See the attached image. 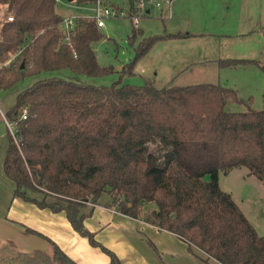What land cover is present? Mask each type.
<instances>
[{
	"label": "trees",
	"instance_id": "obj_1",
	"mask_svg": "<svg viewBox=\"0 0 264 264\" xmlns=\"http://www.w3.org/2000/svg\"><path fill=\"white\" fill-rule=\"evenodd\" d=\"M56 3L0 0L6 8L0 14V90L44 70L114 72L98 62L94 43L103 35L96 20L78 17L66 34ZM134 3L129 2L132 8ZM188 35L143 37L121 76L134 74L158 41ZM140 36L134 26L129 44ZM216 63L264 70L255 59ZM229 102L244 103L236 89L220 82L95 86L41 79L18 93L5 114L17 124L18 141L8 131L3 170L15 184L14 196L65 211L73 228L110 257L109 264L122 262L84 223L93 214L90 204H99L105 192L110 195L105 206L176 234L207 264H264V235L219 182L220 171L246 167L264 184V107L232 111ZM156 141L158 154L149 145ZM52 245L51 253L5 247L0 264H78Z\"/></svg>",
	"mask_w": 264,
	"mask_h": 264
},
{
	"label": "rangeland",
	"instance_id": "obj_2",
	"mask_svg": "<svg viewBox=\"0 0 264 264\" xmlns=\"http://www.w3.org/2000/svg\"><path fill=\"white\" fill-rule=\"evenodd\" d=\"M96 1L81 3L78 0H60L56 3V10L63 18L83 16L93 19L92 6ZM102 1L125 9H128L130 2V0ZM182 1L184 0H175L173 6ZM209 1L210 6L207 1L203 0L192 2L194 4L192 7L196 9L198 15L203 19L198 24L191 25L190 22H180L181 25L185 23L186 28L189 29L186 32H191L190 30H201L199 32H202L203 30L206 33L184 39L158 41L138 61L134 74H124L122 76L121 71L123 67L134 58L135 47L141 39L153 35L167 34L169 31L166 29V25L171 30L170 26L173 21L168 19L169 16L162 18L159 12L153 10L150 15L140 19V25L137 28L140 29L142 36L136 40L134 45H131L128 42V37L133 31L135 21H132L130 17L105 18V25L99 28L103 37L94 43V49L99 64L105 67L113 66L114 72L92 76L74 72L69 68L44 70L27 76L9 89L0 90V108L6 114L7 110L15 104L17 95L22 90L38 80L58 77L80 84L95 86H110L116 82L132 85H143L149 82L157 87L222 82L236 89L239 98L244 101V103L229 102L228 107L230 110L262 109L264 107V70L260 66L257 64H245L221 69L214 62V59L226 54L222 47L228 45L226 41L227 37H223L222 35H235L239 32V29L229 24L237 17L240 18V16H244L246 20L250 21L246 18L249 13L243 11L244 6L249 5L252 7V5H257V3L259 5V2L256 0H234L233 2H228V0ZM5 9L4 6L0 5L1 15H3ZM174 27L178 28L179 23L175 24ZM262 42L264 43V39ZM232 44H234V41L229 40V45ZM12 58L13 56L6 63H10ZM262 63L264 64V61ZM7 129L5 128L4 132L7 131L8 136L9 130ZM149 145L154 153L158 154L161 152V144L158 141ZM204 178L205 180H210L211 177L210 175H206ZM219 180L221 188L232 195L258 233L264 235L263 182L255 175H251L249 169L246 167L233 168L227 173L220 171ZM5 183L7 182H4L3 185ZM109 199V193L105 192L99 203L104 204Z\"/></svg>",
	"mask_w": 264,
	"mask_h": 264
},
{
	"label": "crops",
	"instance_id": "obj_3",
	"mask_svg": "<svg viewBox=\"0 0 264 264\" xmlns=\"http://www.w3.org/2000/svg\"><path fill=\"white\" fill-rule=\"evenodd\" d=\"M194 1L184 0L173 6V14L168 18L173 21L171 30L166 25L168 33L189 34L179 39L206 33L203 30L186 32L189 29L185 23L196 25L203 20L192 7ZM203 1H207L210 6L209 0ZM256 1L259 5H245L243 9L249 13L246 18L250 21L240 16L229 24L239 29V32L235 35H222L227 37L228 45L222 47L226 54L214 59V62L227 58L264 61V0ZM180 22L185 23L181 25ZM177 23L179 27L175 28ZM233 37L236 38L231 39ZM229 40L234 41V44L229 45ZM3 114L5 115L0 108V253L4 252L5 247L13 251L44 250L51 253L54 242L78 264H109L110 257L73 228L65 211L53 212L49 208H40L33 202L14 196L15 184L3 170L8 145ZM4 182L7 183L3 185ZM90 205L94 210L93 214L85 219V226L95 233L99 242L119 256L122 264H207L192 254L186 241L176 234L160 230L152 224L117 212L104 204ZM29 228L36 233L29 231ZM149 242H152L156 249Z\"/></svg>",
	"mask_w": 264,
	"mask_h": 264
},
{
	"label": "built area",
	"instance_id": "obj_4",
	"mask_svg": "<svg viewBox=\"0 0 264 264\" xmlns=\"http://www.w3.org/2000/svg\"><path fill=\"white\" fill-rule=\"evenodd\" d=\"M57 2L60 0H56ZM174 0H135L133 8L130 4H128V9L121 8L120 6H113L111 4H107L102 0H97L92 6V18L96 20L99 27H103L105 25V18L108 17H130L132 21H135V27H139L140 19L147 15H150L151 12L157 11L160 13L162 18H167V16H172V6ZM106 3V4H105ZM168 17V18H169ZM78 17H69L64 18L63 21V29L66 34H69L70 31L76 26V20ZM9 20H13V17H9ZM15 57L12 58V60ZM11 60V61H12ZM9 64V63H5ZM5 123L7 125L8 130L14 137L16 141L17 136V124L16 122L10 121L3 114ZM22 118H27V111H24L22 114Z\"/></svg>",
	"mask_w": 264,
	"mask_h": 264
},
{
	"label": "water",
	"instance_id": "obj_5",
	"mask_svg": "<svg viewBox=\"0 0 264 264\" xmlns=\"http://www.w3.org/2000/svg\"><path fill=\"white\" fill-rule=\"evenodd\" d=\"M71 1H73V0H71Z\"/></svg>",
	"mask_w": 264,
	"mask_h": 264
}]
</instances>
